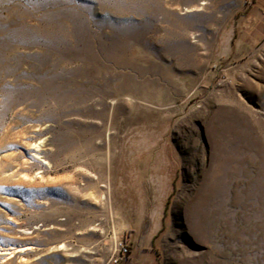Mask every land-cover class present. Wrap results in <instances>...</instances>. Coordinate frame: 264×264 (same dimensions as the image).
I'll list each match as a JSON object with an SVG mask.
<instances>
[{
  "label": "rangeland",
  "instance_id": "rangeland-1",
  "mask_svg": "<svg viewBox=\"0 0 264 264\" xmlns=\"http://www.w3.org/2000/svg\"><path fill=\"white\" fill-rule=\"evenodd\" d=\"M256 2L0 0V264H264Z\"/></svg>",
  "mask_w": 264,
  "mask_h": 264
},
{
  "label": "crops",
  "instance_id": "crops-1",
  "mask_svg": "<svg viewBox=\"0 0 264 264\" xmlns=\"http://www.w3.org/2000/svg\"><path fill=\"white\" fill-rule=\"evenodd\" d=\"M256 3L258 6L261 4L264 6V0H257ZM262 11L260 13V10L257 9V12H254V15L252 13L250 16L255 17V20H260V25L255 26V32L264 33V11ZM158 226L159 223H155L152 227H147V230H145L143 224H140L139 227H134L133 225L126 227L122 240H127L131 243V254L118 263L112 261L110 264H161L153 248V237L157 232Z\"/></svg>",
  "mask_w": 264,
  "mask_h": 264
},
{
  "label": "built area",
  "instance_id": "built-area-1",
  "mask_svg": "<svg viewBox=\"0 0 264 264\" xmlns=\"http://www.w3.org/2000/svg\"><path fill=\"white\" fill-rule=\"evenodd\" d=\"M131 253V243L127 240H122L117 249V254H114L112 261L118 263L120 260L125 259Z\"/></svg>",
  "mask_w": 264,
  "mask_h": 264
},
{
  "label": "bare ground",
  "instance_id": "bare-ground-1",
  "mask_svg": "<svg viewBox=\"0 0 264 264\" xmlns=\"http://www.w3.org/2000/svg\"><path fill=\"white\" fill-rule=\"evenodd\" d=\"M39 148H40V145L37 144V148H36L37 150H36V152H35V156H36V157H38V155H40V153H41V152L39 151ZM109 188H110V187H109ZM110 191H111V188H110ZM103 196L105 197V199L107 198V195H106V194H104Z\"/></svg>",
  "mask_w": 264,
  "mask_h": 264
}]
</instances>
